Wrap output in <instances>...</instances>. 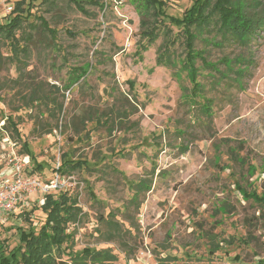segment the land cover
I'll use <instances>...</instances> for the list:
<instances>
[{
	"label": "rangeland",
	"instance_id": "1",
	"mask_svg": "<svg viewBox=\"0 0 264 264\" xmlns=\"http://www.w3.org/2000/svg\"><path fill=\"white\" fill-rule=\"evenodd\" d=\"M17 1L0 3V23ZM161 1L166 15L145 0L108 12L85 4L86 13L37 0L16 31L27 52L0 39V186L16 161L38 183L1 215L0 257L44 224L47 193L67 192L81 212L57 254L64 264L85 247L110 249L117 258L105 264H263L264 204L243 190L264 195V27L248 44L215 23L196 29L195 51L213 66L196 60L194 96L183 27L169 16L182 18L195 0ZM76 67L89 71L66 90ZM66 160L86 164L56 172ZM143 181L149 189L139 191Z\"/></svg>",
	"mask_w": 264,
	"mask_h": 264
},
{
	"label": "trees",
	"instance_id": "2",
	"mask_svg": "<svg viewBox=\"0 0 264 264\" xmlns=\"http://www.w3.org/2000/svg\"><path fill=\"white\" fill-rule=\"evenodd\" d=\"M37 0H18L13 9V17L5 24L0 23V39L5 38L9 41L12 49L17 53L19 51L27 52L25 46H20L24 38L25 32L20 37L16 36L17 30H22L24 22L31 11V6ZM78 10L86 13L85 4L98 5L101 0H69ZM148 7L156 8L160 13L162 11L161 0H145ZM262 5L260 0H195L189 9L185 11L182 18L169 16L172 23L183 27V43L187 49V57L184 67L189 70L190 81L192 84L191 93L198 96L202 93V85L199 80V71L196 67V60L199 58L208 64L200 51H195L194 45L197 39V30H203L210 27L213 23L218 26L221 35L230 36L241 44H248L254 36H256L261 28L264 27V9L257 12L256 10ZM27 6V8H26ZM101 6V5H100ZM254 11V12H251ZM38 21L42 28L48 30L52 35L55 31L48 26V22L42 17H38ZM146 26L142 23V27ZM158 28H151L144 33L148 37V44L155 41ZM28 36V35H27ZM28 39V37H27ZM147 47V46H145ZM20 52V53H21ZM165 56H159L158 60L163 61ZM89 66V65H88ZM88 68L76 67L73 69L71 79L66 83L65 89H71L73 85L78 83L88 73ZM196 97H194V100ZM205 112L210 113V104L204 103L202 106ZM17 135L19 131L14 122L10 120ZM24 147L28 148L24 141ZM30 154L31 152L27 150ZM85 162H72L66 160L64 165L66 168H56V172L64 175L68 169L81 168ZM40 167V165H38ZM255 170V169H254ZM149 189L143 181L138 184L139 191L141 189ZM239 190L242 188L239 186ZM244 197L249 200L264 204V195H259L255 191L247 192L243 190ZM42 209L46 213V220L39 230L29 228L20 232L21 245L17 250L11 251L10 254L0 257V264H64L57 258V254H63L65 244L73 239V234L69 227L78 219L81 208L78 204L77 197L67 192L54 194L49 192L44 197ZM71 259L76 264H105L116 260L117 256L107 248H90L85 247L82 251L73 253L69 252ZM264 264V260L261 261ZM158 264H165L160 262Z\"/></svg>",
	"mask_w": 264,
	"mask_h": 264
},
{
	"label": "built area",
	"instance_id": "3",
	"mask_svg": "<svg viewBox=\"0 0 264 264\" xmlns=\"http://www.w3.org/2000/svg\"><path fill=\"white\" fill-rule=\"evenodd\" d=\"M4 1L5 0H0V3ZM122 3L123 0H101V9L104 12H108L113 9L119 11L118 7ZM9 10H12L11 6H9ZM13 165V175L15 178L12 182L0 186V217L2 214L11 211L14 208L17 194L24 189H28L29 186V188H33L38 185L37 180L26 179L22 176L24 164L16 161Z\"/></svg>",
	"mask_w": 264,
	"mask_h": 264
}]
</instances>
